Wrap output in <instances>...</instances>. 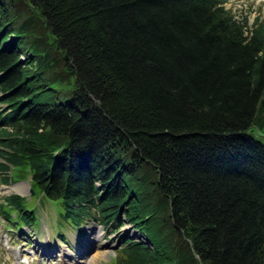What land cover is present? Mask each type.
<instances>
[{
    "label": "trees",
    "instance_id": "1",
    "mask_svg": "<svg viewBox=\"0 0 264 264\" xmlns=\"http://www.w3.org/2000/svg\"><path fill=\"white\" fill-rule=\"evenodd\" d=\"M225 4L0 0L2 183L62 226L132 223L116 264H264V19Z\"/></svg>",
    "mask_w": 264,
    "mask_h": 264
},
{
    "label": "rangeland",
    "instance_id": "2",
    "mask_svg": "<svg viewBox=\"0 0 264 264\" xmlns=\"http://www.w3.org/2000/svg\"><path fill=\"white\" fill-rule=\"evenodd\" d=\"M225 6L237 14H247L251 11L250 19L254 16L264 19V0H226ZM28 7L30 8L28 11L34 17L35 25L40 28L46 41L51 43L50 39L48 40L49 36L43 31L39 14L34 7L31 8L29 4ZM22 59L25 62L23 56ZM1 106L5 108L3 104ZM261 118H264V113ZM256 129V125H254L250 128L249 132L257 135L259 133ZM10 174L12 180L4 184L1 181L4 174L0 173V202L7 195L18 194L28 196L27 201L30 202L28 206L34 209L37 226L32 228L29 225H24L20 229L21 233L17 234V232L14 233L12 230V227H15L14 224L7 225L2 214H0V264H18L13 260L15 252L20 255L23 253L29 260L31 259L29 261L31 264H65L64 260L59 258L61 253L63 254L65 251L72 257L67 264H116L114 261L119 252V246L126 238L140 242L144 241L143 235L139 234L138 230L127 220L120 228L113 225L104 228L89 221L84 226L83 232L69 225L62 226L61 223H58L57 203L48 201L46 198H40L39 195H33L32 199L27 180L29 177L21 179L15 176L16 172L13 171ZM29 195L31 196L29 197ZM58 233L63 235L62 240L58 236ZM21 235L26 236V241L19 238ZM48 243L52 245L53 249L51 251L45 250L48 251L47 253L39 251L41 244ZM77 245L78 251L75 250ZM34 248H37V251ZM37 254H40L38 256L41 257L40 259H38ZM74 256L76 259H74Z\"/></svg>",
    "mask_w": 264,
    "mask_h": 264
},
{
    "label": "water",
    "instance_id": "3",
    "mask_svg": "<svg viewBox=\"0 0 264 264\" xmlns=\"http://www.w3.org/2000/svg\"><path fill=\"white\" fill-rule=\"evenodd\" d=\"M31 193H33V191H31Z\"/></svg>",
    "mask_w": 264,
    "mask_h": 264
},
{
    "label": "bare ground",
    "instance_id": "4",
    "mask_svg": "<svg viewBox=\"0 0 264 264\" xmlns=\"http://www.w3.org/2000/svg\"><path fill=\"white\" fill-rule=\"evenodd\" d=\"M85 262H87V261H85ZM77 264V263H76Z\"/></svg>",
    "mask_w": 264,
    "mask_h": 264
}]
</instances>
